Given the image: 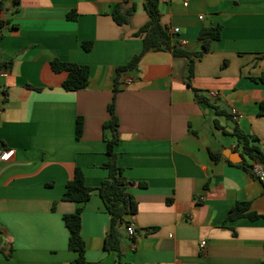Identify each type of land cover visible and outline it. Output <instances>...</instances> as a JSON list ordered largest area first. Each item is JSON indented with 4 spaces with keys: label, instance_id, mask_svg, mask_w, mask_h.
Listing matches in <instances>:
<instances>
[{
    "label": "crops",
    "instance_id": "1",
    "mask_svg": "<svg viewBox=\"0 0 264 264\" xmlns=\"http://www.w3.org/2000/svg\"><path fill=\"white\" fill-rule=\"evenodd\" d=\"M145 0H0V264H71L63 200L77 166L93 187L83 203L82 235L93 264H259L264 216L227 220L232 207L264 215V184L246 165L235 127L264 139V0H161L174 42L203 50V27L222 26L208 51L188 60L172 50L145 52L119 75L118 164L134 183L138 211L126 216L121 250L106 247L111 214L98 187L108 176L103 124L118 67L143 49L136 32L149 20ZM117 3L128 23L113 17ZM74 13V15H71ZM93 41L90 50L84 41ZM90 67L86 88L67 90L52 60ZM207 100L199 101L195 90ZM216 92V94H212ZM244 116L236 120L232 110ZM83 132L77 137V119ZM216 154L218 158H215ZM143 183V184H141ZM201 239H206L204 251Z\"/></svg>",
    "mask_w": 264,
    "mask_h": 264
},
{
    "label": "trees",
    "instance_id": "2",
    "mask_svg": "<svg viewBox=\"0 0 264 264\" xmlns=\"http://www.w3.org/2000/svg\"><path fill=\"white\" fill-rule=\"evenodd\" d=\"M127 1V0H124ZM2 4V3H0ZM161 0H145L144 6L149 14V20L139 28L137 35L143 37V49L141 53L136 54L127 63L118 67V75L115 81L114 96L109 105L110 117L103 124V137L107 141V161L105 166L108 168V176L98 187L99 193L104 201L105 207L111 214V224L106 236V247L110 250H121V228L127 226L129 222L127 215L135 214L138 211V203L134 196L128 191L131 181L125 174L124 168L118 164V152L116 145L119 143L120 135L118 131L119 119L115 112V103L119 92V75L122 72L132 70L138 67L143 54L149 50H172L175 55L185 57L188 60L187 78L190 80L194 75L195 54L201 55L208 51L213 40L220 38L222 26L203 27L200 30L199 38L203 41V50L192 52L185 49L179 42H174L172 32L162 23ZM1 7V6H0ZM74 15V13H71ZM132 10L124 9L122 3H117L113 10L114 19L120 23H128L131 20ZM93 41H84L83 47L90 50ZM52 67L55 71H67V77L63 81V86L67 90H80L88 86L90 81V67L78 62L62 61L58 58L52 60ZM10 63H0V69H8ZM264 80V73L261 76ZM195 90L196 98L199 101H205L207 98ZM3 102L9 98L7 90L0 92ZM260 113L264 114V101L261 102ZM77 137L80 138L83 132V118L77 119ZM243 147V152L254 160H260L264 163V151L259 146L258 139L245 133L243 130L235 127L233 132ZM218 158L216 154H213ZM251 169V165H246ZM143 184V183H141ZM94 188L86 184L84 170L77 166L72 178L67 182L62 199L79 203V206L72 213L64 215L65 223L69 229V248L77 252V256L71 264H93L86 258V243L82 235V212L83 203L91 198ZM248 203H237L230 210L227 220L239 216L247 215L251 218L264 216L256 212H246ZM264 264V259L259 263Z\"/></svg>",
    "mask_w": 264,
    "mask_h": 264
},
{
    "label": "built area",
    "instance_id": "3",
    "mask_svg": "<svg viewBox=\"0 0 264 264\" xmlns=\"http://www.w3.org/2000/svg\"><path fill=\"white\" fill-rule=\"evenodd\" d=\"M185 1L187 2L188 0ZM179 30H180L179 27H176L175 29H173L172 32L175 33L178 32ZM212 94H216V92H212ZM232 115L236 120H239L244 116L242 113H239L236 109L232 110ZM260 144L264 146V139L260 140ZM13 154H14V149L0 148V160L8 161L12 158ZM250 170L252 174L264 184V163L260 160H254L251 164ZM127 231L130 235H134V233L136 232L134 223H129L127 225ZM206 245H207L206 239H201L200 248L202 251H204Z\"/></svg>",
    "mask_w": 264,
    "mask_h": 264
}]
</instances>
